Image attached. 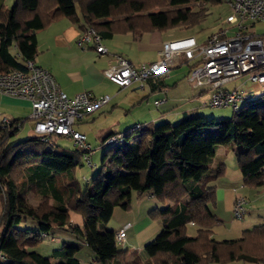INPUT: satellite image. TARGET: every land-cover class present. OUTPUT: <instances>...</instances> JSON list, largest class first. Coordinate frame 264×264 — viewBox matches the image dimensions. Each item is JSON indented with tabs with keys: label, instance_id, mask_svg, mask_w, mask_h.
Segmentation results:
<instances>
[{
	"label": "trees",
	"instance_id": "trees-1",
	"mask_svg": "<svg viewBox=\"0 0 264 264\" xmlns=\"http://www.w3.org/2000/svg\"><path fill=\"white\" fill-rule=\"evenodd\" d=\"M220 1L15 0L10 7L0 2V73L25 69L27 61H34L37 31L60 17L80 22L82 29L94 27L104 40L135 31L198 26L209 6ZM196 3L201 4L198 10L193 8ZM158 6L164 8L154 10ZM183 64L190 73L194 64ZM165 78L158 75L147 81L167 87ZM250 99L251 95L228 118L193 114L176 123L149 121L136 124L138 129L135 125L102 133L106 150L101 167L86 184L76 174L77 167L87 163V151L79 143L66 135L35 133L10 144L26 120L0 114V264H81L77 254L84 244L100 264H142L138 253L127 262L128 250L118 247L124 242L104 228L117 206L131 207L134 192L148 193L160 203L148 212L150 219L163 222L161 231L144 246L148 264H264V223L243 230L238 238L215 237L222 221L214 210L218 201L214 182L226 172L223 161L211 166L218 146L234 151L248 190L264 186V95L255 102ZM116 134L123 135L116 144H104ZM54 136L73 140L75 147L58 146ZM93 151L92 147L91 161ZM29 192L41 196L38 206L29 203ZM241 195L246 198V216L250 201ZM72 213L83 217V226L73 224ZM188 224L196 227L195 235L188 233ZM53 229L68 231L75 240L45 257L34 247Z\"/></svg>",
	"mask_w": 264,
	"mask_h": 264
},
{
	"label": "built area",
	"instance_id": "built-area-1",
	"mask_svg": "<svg viewBox=\"0 0 264 264\" xmlns=\"http://www.w3.org/2000/svg\"><path fill=\"white\" fill-rule=\"evenodd\" d=\"M225 2L230 7V13L224 19L225 25L209 33L203 41L196 35L167 41L163 43L156 61L139 66L117 56L104 74L121 87L144 85L149 78L166 76L171 68L188 62L194 64L188 76L193 87L211 91L206 103L208 106L239 109L250 94L236 88L228 89L225 85L246 73H250V80L264 83V34L253 32L255 23L264 21V0ZM78 43H91L97 52H107L101 35L92 26L82 29ZM0 94L30 101L32 111L29 118L34 122V132L42 137L49 134L71 137L87 151L84 159L92 165V146L84 133L74 129V124L77 119L106 105L110 95L96 97L81 92L70 97L53 75L33 60L26 62L25 69L0 73ZM4 121L8 122V119L4 118ZM139 127L136 125L135 129ZM122 136H110L104 144L114 145ZM246 212V198L239 194L234 202L233 218L242 219ZM115 235L117 241H126L125 228L116 231Z\"/></svg>",
	"mask_w": 264,
	"mask_h": 264
},
{
	"label": "crops",
	"instance_id": "crops-1",
	"mask_svg": "<svg viewBox=\"0 0 264 264\" xmlns=\"http://www.w3.org/2000/svg\"><path fill=\"white\" fill-rule=\"evenodd\" d=\"M253 29L256 31L258 29L263 30L258 31V33L255 32L256 34H264L259 33L264 32V21L255 23ZM81 33L82 27L80 22H75L66 17L56 19L47 27L37 31L38 53L34 58V62L38 66L47 69L53 75L61 89L70 97L81 92H87L96 97L106 94L111 96L110 101L106 105L97 112L85 116L81 119L82 121L84 119L96 121L102 117L107 119L109 117L111 119L119 118L120 120L123 118L124 120V118L135 114L136 111L141 113H136L132 121L135 123L130 126L128 125L125 129H121L120 121H118L117 124L114 125L117 127H113L112 125L105 127L102 129L101 134L109 130L114 132L124 131L136 124L149 121L154 123L161 121L175 122L186 115L203 113L200 107L205 105L204 97L206 95H208L209 99L211 94L209 89H196L193 87L192 99L187 97V95L185 97H178V95L173 96L171 93L172 90H166L171 85L172 88L170 89L176 90L179 88L180 83L178 80L182 77L181 70H183V67L185 65L187 66V64L175 66L169 70L164 81L167 87H158L154 85V82L148 81L145 82L144 85L134 84L129 87H121L104 74V70L115 61L117 56L126 58L135 66L156 61L159 57V50L162 47V43L165 40H170L166 39L165 34L161 31H135L126 34H115L112 38L103 40V45L107 49L106 53L97 52L96 47L91 43L79 45L78 39ZM190 35L194 34H186L181 37ZM205 38L206 37L199 39L203 41ZM187 69L188 70L183 73V76H187L189 73L190 67ZM139 91L141 93L148 91L149 94L153 95L155 100L153 104H151L150 101L147 103L142 101V95L139 94ZM182 100L187 101L181 102ZM157 101H159V103H157ZM31 110V103L27 99L0 94V114L2 116L10 119H24L28 121ZM81 120L78 121L79 123L75 128L80 132L82 131L78 129V126L81 125ZM82 133L86 134L85 132ZM227 149L228 148L224 145L218 146L216 156L211 166L217 164L218 157H223ZM217 196L218 199L222 196L224 197L225 190L218 187ZM235 197L233 198V202ZM151 199L154 198L152 197ZM250 212L251 208L249 205L248 214H250ZM217 215L222 223H224V219L221 215L218 213ZM259 221L260 219L258 222ZM127 223L131 225L126 229V233L127 230L135 228L132 238L128 239L126 236V241L124 242V245H126L125 249L129 252L127 262H131L134 254L138 253L142 264H148L149 256L145 251L144 244L161 231L163 222L159 220L152 221L148 215H145V218L141 221H137L135 225L131 221H127L125 224ZM125 224L118 229L113 226L109 227L108 225L104 226V228L116 232L124 228ZM84 247H87L85 249L88 250V253H86L88 255L84 253L77 254V258L80 260L81 264H100L96 260L94 251L86 244H84L83 248ZM57 260L56 258L55 261ZM226 264L257 263L233 261Z\"/></svg>",
	"mask_w": 264,
	"mask_h": 264
},
{
	"label": "rangeland",
	"instance_id": "rangeland-1",
	"mask_svg": "<svg viewBox=\"0 0 264 264\" xmlns=\"http://www.w3.org/2000/svg\"><path fill=\"white\" fill-rule=\"evenodd\" d=\"M14 1L15 0H0L1 3L5 4L8 7L12 6ZM200 6L201 4L196 3L193 5V8L194 10H198ZM161 8L164 7L158 6L155 7L154 10H159ZM229 13H230L229 4L225 2V0H222L218 3H213L209 6L208 14L205 20L200 25L192 28H187L185 26L184 27L178 26L176 28H170L167 29L166 31H162V33L165 34L166 39H170V40L177 39L180 38L181 36H184L186 34L189 35L191 33L198 36L199 38H204L209 33L217 31L220 28H223V26L225 25L224 19L227 17ZM258 31H263V30H259V29L257 31L253 30V32H257V33ZM259 33H264V32H259ZM170 40H165L163 43ZM187 68L189 67L185 65L183 67V70H181L182 77L178 80V82L180 83L179 88H177L176 90L170 89L172 88L171 85L166 90H172L171 93L173 96L178 95V97L181 96L185 97L187 95V97H190L192 99L193 97L192 83L188 80L187 76H183V73L188 70ZM230 82H228L229 84H226L225 87L228 89L236 88L246 93H250L251 95L250 102L258 101L264 95V83L250 80V73H246L241 77ZM139 94L142 95V101H144L145 103L150 101V103L153 104V101H155L154 96L149 94L148 91H146L145 93H141L139 91ZM186 101L187 100H182L181 102H186ZM204 101H205L204 102L205 105H202L200 109L201 111H203L202 115H205L208 118H212V117L218 119L228 118L234 114V108L232 106H227V107L208 106L206 104L208 101V95L204 97ZM136 113L141 114L138 111H136ZM135 114L128 116L127 118H124V120L123 118L122 120H120L119 118L111 119L109 117L107 119L102 117L100 119H97L96 121L88 120V119H84L83 121L82 120L80 121L81 125L78 126V129H80L82 132H85L87 134L88 141L91 143L94 150L92 155V161L93 164H95L93 167H91L87 163H83L82 166L77 167L76 174L80 178L83 184H86L87 181H90V179L98 172V170L101 167L102 157L106 150V146L102 144L100 139V134L102 129L111 125L113 127H117L114 125H116L117 122L120 121V127L123 130L126 127H128V125L130 126L135 123L132 122L134 117L136 116ZM196 114L197 113H195V115ZM180 120H177L174 123L179 122ZM78 123L79 122L77 121L75 124V128L77 127ZM33 128H34V122L31 119H29L28 121H26L24 128H22L15 136H13L10 139L9 143L14 144L21 140L34 136L35 132L33 131ZM53 140L58 144V146L61 147H68V148L75 147L73 140L66 137L54 136ZM225 153L226 154L223 157L220 156L218 157L219 159L217 163L223 161L224 164L226 165V172L224 175L219 177L214 182V185L216 186V191L218 187L225 190V196L224 197L222 196L218 199L217 206L216 208H214L215 212L221 215V217L224 219V223H221L215 229L216 230L215 237L218 239H233L240 237L243 229L246 228L251 229L261 223H264V186L260 187L259 189H254L253 191L248 190V188L243 184L242 175L237 164L236 154L230 148L225 150ZM237 193L245 194L250 201L249 204H250L251 212L250 214L246 215L243 219H233L231 214L233 198L236 196ZM151 198L152 197L148 193L142 196H138L134 192L131 196V207L129 209H123L122 207L117 206L114 210L112 218L110 219V221L107 222L106 225H108L109 227L110 226L116 227V229H118L120 226L125 224L127 221H131L135 225L137 221L143 220L145 218V215H148L149 209L155 206H159L160 203L156 201V199H151ZM27 199L29 203L33 206H38L42 202L41 196L36 195V193L34 192H29V194L27 195ZM259 219L260 221L258 222ZM158 220L162 221L160 219H152V221H158ZM72 222L75 225L83 226L84 219L80 214L72 213ZM128 227H130L128 226V223L125 224L124 226L125 232ZM134 232H135V228L127 230L126 233L127 238L128 239L132 238ZM188 233L190 235H195L196 227L192 224H188ZM156 236H154L151 239L153 240ZM74 240L75 238L68 231L62 229H53L51 231V235L47 237H43L41 242L34 247V250H37L40 254H42L45 257H51L53 256V251L59 248L60 246H62L64 242L74 241ZM125 246L126 245H124V243L118 244V247L120 249H125ZM85 248L87 247L82 248L78 254L88 253V250ZM53 260L55 261L56 258H54Z\"/></svg>",
	"mask_w": 264,
	"mask_h": 264
}]
</instances>
